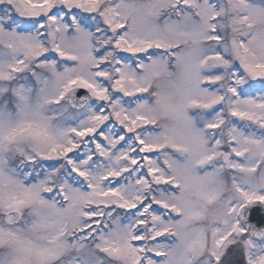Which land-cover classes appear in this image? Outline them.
<instances>
[{
  "label": "snow or ice",
  "instance_id": "6c2138e0",
  "mask_svg": "<svg viewBox=\"0 0 264 264\" xmlns=\"http://www.w3.org/2000/svg\"><path fill=\"white\" fill-rule=\"evenodd\" d=\"M0 264H264V0H0Z\"/></svg>",
  "mask_w": 264,
  "mask_h": 264
}]
</instances>
